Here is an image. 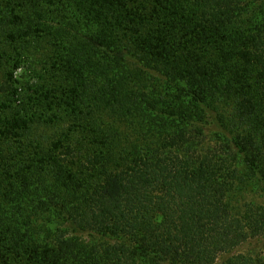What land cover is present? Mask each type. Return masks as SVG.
I'll list each match as a JSON object with an SVG mask.
<instances>
[{"label": "trees", "instance_id": "obj_1", "mask_svg": "<svg viewBox=\"0 0 264 264\" xmlns=\"http://www.w3.org/2000/svg\"><path fill=\"white\" fill-rule=\"evenodd\" d=\"M18 5L12 39L34 32L21 15L41 29L47 15L81 25L64 48L65 86L40 95L76 114L87 102L99 141L79 163L60 140L61 158L0 161V264H264V201L230 202L251 182L264 196V0ZM13 70L4 83L15 95ZM0 106V137L18 139L34 120Z\"/></svg>", "mask_w": 264, "mask_h": 264}, {"label": "rangeland", "instance_id": "obj_2", "mask_svg": "<svg viewBox=\"0 0 264 264\" xmlns=\"http://www.w3.org/2000/svg\"><path fill=\"white\" fill-rule=\"evenodd\" d=\"M19 2L20 0H0V14L6 15L3 17L4 21L9 17L7 11H10L11 8L16 11ZM21 16L27 18L25 20L30 22L34 32L15 39L6 34L11 23L9 20H13V17H10L6 23L0 19V103L4 102L8 105V108L4 109L6 114L19 111L21 114L31 116L34 121H32L28 131L18 139L0 137V161L3 163L4 160H9L8 165L12 168H17L18 165L26 168L31 158L34 157L38 159L40 156L48 154L55 158L58 156L61 158L60 149L52 147L53 142L60 140L72 146L75 160L79 163L84 159V153L87 149H92L89 142L99 141V137L94 136L95 130L87 125L89 123L87 102L80 106L83 113L76 114L64 105L47 109L40 92L48 88L58 87L60 84L65 86V82L61 79V76H64L62 66L64 48L67 46V37L68 42H74L73 38L69 39V35L73 32L77 36L76 39L81 40L80 35L76 33L81 30V25L76 26L77 24H75L74 28L67 19L63 23L59 18L53 20V16L51 19L47 15L45 17L46 29H41L38 25V19H33V14ZM30 19L33 20L30 21ZM21 24H25V22ZM16 60H18V67H14ZM11 70H13V78L15 79L13 84L17 88L15 95L10 93L9 88L5 87L4 83L7 73ZM29 86L33 89L36 88L38 92L30 90ZM55 94L56 97L53 102L59 100V95ZM37 100H42V103L40 105L35 104L34 102ZM222 105L219 103L218 107L221 108ZM0 108L2 107L0 106ZM207 113L208 120L213 123L210 128H213L214 131L217 127L214 123L213 113L211 111ZM93 117L95 124L97 123L99 126L110 119L108 115ZM210 128L207 127V129ZM207 132V139L213 138L210 132ZM116 134L119 136L118 142H121V145L129 144L133 138L130 129L128 130L123 126H118ZM230 198L231 207L235 210L248 201L255 203L264 201V196L254 182L247 183L241 189L235 190ZM74 234L83 241L100 240L94 234L89 235L82 232H75ZM251 254H257V251H252Z\"/></svg>", "mask_w": 264, "mask_h": 264}]
</instances>
